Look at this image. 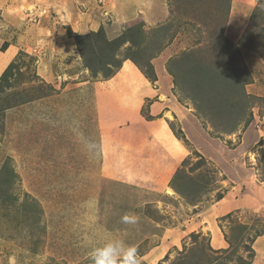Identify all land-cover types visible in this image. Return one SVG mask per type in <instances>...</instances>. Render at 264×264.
Returning a JSON list of instances; mask_svg holds the SVG:
<instances>
[{"label": "rangeland", "instance_id": "1", "mask_svg": "<svg viewBox=\"0 0 264 264\" xmlns=\"http://www.w3.org/2000/svg\"><path fill=\"white\" fill-rule=\"evenodd\" d=\"M132 1L0 0V264H93V249L112 239L135 246L140 264H264L253 187L264 184V3L240 42L252 53L222 38L229 0H166L168 18L156 15L139 43L118 50L121 66L131 56L146 71L153 56L155 80L128 60L154 87L169 80L186 112L172 102L183 117L169 124L181 162L154 189L152 179L125 183L118 160L103 161L134 138L125 123L99 120L107 68L84 59L97 50L92 32L123 22L117 33L104 28L113 39L143 22L129 20ZM174 38L161 72L154 59ZM110 122L111 139H123L101 145ZM125 214L138 222L122 223Z\"/></svg>", "mask_w": 264, "mask_h": 264}, {"label": "crops", "instance_id": "2", "mask_svg": "<svg viewBox=\"0 0 264 264\" xmlns=\"http://www.w3.org/2000/svg\"><path fill=\"white\" fill-rule=\"evenodd\" d=\"M132 2L134 4L133 10H136L137 15L131 17L132 19L129 18L130 21L138 19L143 21L145 25H154L157 23L156 18H154L156 15H166V19L170 15L169 9L163 8V5L167 4L166 0H133ZM263 3L264 0H229L226 4L227 13L225 12L222 38L224 37L234 46L237 45L242 48L241 52L252 53L253 49L248 46L242 47L240 42L246 39L247 30L252 26L250 24H252L254 12L256 9H260L259 5ZM127 14L122 15L126 17ZM123 16L122 18L126 21ZM121 23L123 22H115L112 25H105V23L104 28L107 33H117L123 29L120 27ZM108 38L110 37L108 36ZM175 43L176 39L174 38L172 44L164 49L159 59H157L158 57H156V60L154 59V61L159 62L157 69H160L161 72H164L161 64L165 63V60L169 59L175 52ZM106 83H110L111 88H106V91H104L105 87H103L100 92H96L98 94L96 102L104 99L106 105L102 111L100 110L98 118L100 121L105 122L111 120L115 124L117 122L125 123L122 134H127V137H130L131 134L134 141L128 143L125 147L121 146L118 151L124 153H118L115 158L104 151L103 161L108 162L110 158L113 159L112 161L118 160L117 170H115L118 172L121 164L125 170V177H128H123V179L128 184L131 181L130 185L132 182L134 184H146L152 179V188L154 189L160 184H165L166 187L169 186L177 165L181 162V155L175 157L179 140L172 133L169 124L175 119L183 118L179 117L172 104V102H175L176 105L178 103L171 97L173 96L171 83L166 79L163 85L159 84L160 87H154L142 76L140 69L128 59L122 63L120 70L114 76L106 79L104 85ZM146 106L147 110L144 112ZM177 107L181 109L179 105ZM181 113L183 116L186 115V112L182 109ZM169 115L171 117L175 115L174 119L172 120ZM111 122L109 125L103 124L104 126H102L100 132L101 145H103L104 137L108 138L105 140L111 143L112 132H108V130L109 128L113 130L115 125ZM121 131L122 129L118 133ZM122 136H115L113 140L116 139L119 142V139H123ZM136 139L144 140L142 143L136 144ZM113 140L111 139V141ZM253 187L256 188L257 192H262L261 197H263L262 202L264 204V184H259L256 181ZM173 191L175 190L173 189ZM241 199L247 202L252 201L250 196L246 194Z\"/></svg>", "mask_w": 264, "mask_h": 264}, {"label": "trees", "instance_id": "3", "mask_svg": "<svg viewBox=\"0 0 264 264\" xmlns=\"http://www.w3.org/2000/svg\"><path fill=\"white\" fill-rule=\"evenodd\" d=\"M144 22H140L138 24H136L135 26L126 28V30L119 36L115 37V38H108L107 35L105 34V30L104 28H100L98 31H94L92 32V37L96 38L95 40V44L92 43L90 44V39H88V34L87 35H77V39L78 40V45H81L82 49H86V46H90L93 47L94 45H96L97 50H95V56H93V54L91 56H84V59L86 61V67H92L93 66H101V67H105L107 68V70H105V76L107 78H110L114 75V73L116 72L113 69H119L121 67V61H119V59L116 57L118 54V50L120 49V47H122L125 43L129 42L131 45H134L135 43H139L136 42L137 40L134 38L136 36V38L139 40H141V36L143 37L145 35L144 30ZM159 29V28H158ZM159 36V35H158ZM88 39V40H87ZM85 40H87V43L85 45ZM138 40V41H139ZM160 51V50H159ZM85 53V52H82ZM152 55V54H151ZM153 56H151L149 58V69L143 70L142 66L139 65V61L135 58H132L131 56H126V58L131 59L134 63H136L143 71V73L150 79V80H155L156 76H155V71H154V66L151 63V58ZM93 62L92 64H89L88 62ZM111 65L115 66L114 68L111 67Z\"/></svg>", "mask_w": 264, "mask_h": 264}, {"label": "clouds", "instance_id": "4", "mask_svg": "<svg viewBox=\"0 0 264 264\" xmlns=\"http://www.w3.org/2000/svg\"><path fill=\"white\" fill-rule=\"evenodd\" d=\"M124 224H136L138 218L125 214L121 217ZM93 264H140L138 249L126 245L119 239H112L96 247L91 253ZM10 264H16L15 258H10Z\"/></svg>", "mask_w": 264, "mask_h": 264}, {"label": "bare ground", "instance_id": "5", "mask_svg": "<svg viewBox=\"0 0 264 264\" xmlns=\"http://www.w3.org/2000/svg\"><path fill=\"white\" fill-rule=\"evenodd\" d=\"M170 117H171V116H170ZM169 193H173V191L170 189V190H169Z\"/></svg>", "mask_w": 264, "mask_h": 264}]
</instances>
